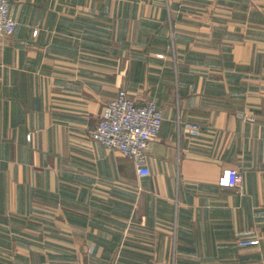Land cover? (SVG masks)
Segmentation results:
<instances>
[{"label":"crops","instance_id":"1","mask_svg":"<svg viewBox=\"0 0 264 264\" xmlns=\"http://www.w3.org/2000/svg\"><path fill=\"white\" fill-rule=\"evenodd\" d=\"M11 3L0 264H264V0ZM123 89L163 113L146 176L89 136Z\"/></svg>","mask_w":264,"mask_h":264},{"label":"built area","instance_id":"2","mask_svg":"<svg viewBox=\"0 0 264 264\" xmlns=\"http://www.w3.org/2000/svg\"><path fill=\"white\" fill-rule=\"evenodd\" d=\"M17 27L13 15L11 0H0V37L12 36ZM163 113L155 100L137 103L126 90L108 100L99 116L97 125L90 131V139L109 150L119 151L125 158L135 164L137 172L146 176L148 153L151 142L160 134L163 124ZM185 130L192 137H199L202 127L194 122H185ZM242 172L229 169L219 178V185L225 187L240 186ZM251 240H240L238 245L248 246Z\"/></svg>","mask_w":264,"mask_h":264},{"label":"rangeland","instance_id":"3","mask_svg":"<svg viewBox=\"0 0 264 264\" xmlns=\"http://www.w3.org/2000/svg\"><path fill=\"white\" fill-rule=\"evenodd\" d=\"M123 90H124V89H123ZM119 91H120V90H119ZM117 94H118V93H117ZM117 94H116V95H117ZM129 96H130V95H129ZM114 97H115V96H114ZM114 97H113V98H114ZM107 102H108V101H107ZM107 102H106V103H107ZM106 103H105L104 105H106ZM251 243H252V241H251Z\"/></svg>","mask_w":264,"mask_h":264}]
</instances>
